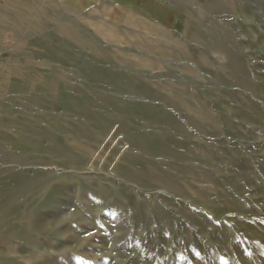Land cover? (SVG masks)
<instances>
[{
    "label": "rangeland",
    "instance_id": "obj_1",
    "mask_svg": "<svg viewBox=\"0 0 264 264\" xmlns=\"http://www.w3.org/2000/svg\"><path fill=\"white\" fill-rule=\"evenodd\" d=\"M0 264H264V0H0Z\"/></svg>",
    "mask_w": 264,
    "mask_h": 264
},
{
    "label": "bare ground",
    "instance_id": "obj_2",
    "mask_svg": "<svg viewBox=\"0 0 264 264\" xmlns=\"http://www.w3.org/2000/svg\"><path fill=\"white\" fill-rule=\"evenodd\" d=\"M38 21H39V18H37V20L35 21V25L38 23ZM33 29H39L40 32H42V31L45 32L46 31L44 28L41 29L40 27H37V26H33Z\"/></svg>",
    "mask_w": 264,
    "mask_h": 264
}]
</instances>
